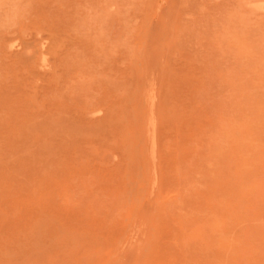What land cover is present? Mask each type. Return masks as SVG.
I'll use <instances>...</instances> for the list:
<instances>
[{
	"label": "rangeland",
	"instance_id": "obj_1",
	"mask_svg": "<svg viewBox=\"0 0 264 264\" xmlns=\"http://www.w3.org/2000/svg\"><path fill=\"white\" fill-rule=\"evenodd\" d=\"M0 52V264H264V0H0Z\"/></svg>",
	"mask_w": 264,
	"mask_h": 264
},
{
	"label": "bare ground",
	"instance_id": "obj_2",
	"mask_svg": "<svg viewBox=\"0 0 264 264\" xmlns=\"http://www.w3.org/2000/svg\"><path fill=\"white\" fill-rule=\"evenodd\" d=\"M255 1H256V0H255ZM248 2H249V0H248ZM257 2H258V1H257ZM57 36H58V35H57ZM51 39H52V38H51ZM10 40H11V39H10ZM22 40H23V39H22ZM3 42H4V41H3ZM10 42H11V41H10ZM36 43H37V42H36ZM53 43H54V42H53ZM59 43H60V42H59ZM6 44L9 45V44H8V41H7ZM37 45H38V44H37ZM9 46H10V45H9ZM24 46H25V45H24ZM26 46H27V45H26ZM5 47H6V49H7V46H5ZM35 47H36V46H35ZM22 49H23V48H22ZM31 49H32V48H31ZM33 49H34V48H33ZM8 50H9V49H8ZM38 50H40V48H39ZM38 50H37V51H38ZM9 51H10V50H9ZM22 51H23V50H22ZM33 51H34V50H33ZM41 51H42V50H41ZM23 52L26 53L25 51H23ZM23 52H22L21 55H23ZM34 52H35V51H34ZM34 52H33V55H34ZM0 53H1V52H0ZM7 53H8V52H7ZM10 53H11V52H10ZM13 54H15V53H13ZM27 54H28V53H27ZM39 54H40V53H39ZM39 54H38V55H39ZM7 55H8V54H7ZM25 55H26V54H25ZM25 55H23V56H25ZM29 55H30V54H29ZM44 55H45V54H44ZM2 56H3V55H2ZM11 56H12V55H11ZM17 56H18V55H17ZM27 56H28V55H27ZM35 56H36V55H35ZM3 57H4V56H3ZM15 57H16V55H15ZM19 57H20V56H19ZM29 57H30V56H29ZM41 57H42V56H41ZM5 58H6V56H5ZM32 58H33V57H32ZM37 58H38V57H37ZM42 58H43V57H42ZM45 58H46V57H45ZM17 59H18V58H17ZM23 59H24V58H23ZM27 60H29V58H28ZM31 60H32V59H31ZM31 60H30V61H31ZM44 60H45V59H44ZM18 61H19V60H18ZM30 61H29V63H28L29 65H30L31 62L33 63V61H31V62H30ZM16 62H17V61H16ZM25 62H26V61H25ZM39 63H40V61H39ZM41 63H42V60H41ZM26 64H27V62H26ZM45 64H46V62H45ZM18 65H19V62H18ZM22 65H24V62H23ZM37 65H38V63H37ZM32 66H33V65H32ZM43 66H44V65H43ZM25 67L28 68V66H26V65H25ZM35 67H36V66H35ZM17 68H18V67H17ZM17 68H16V69H17ZM29 68L31 69L32 67H29ZM29 68H28V71H29ZM38 68H39V67H38ZM5 69H6V68H5ZM22 69L24 70L23 67H22ZM17 70H18V69H17ZM31 70H32V69H31ZM40 70H41V69H40ZM26 71H27V69H26ZM22 72H23V71H22ZM32 72H33V70H32ZM18 73H19V72H18ZM24 73H25V72H24ZM29 73H31V72H29ZM33 73H34V72H33ZM31 75H32V74H30V77H31ZM22 76H23V75H22ZM25 76H26V74H25ZM25 76H24V77H25ZM21 81H22V80H21ZM260 92H261V90H260ZM4 95H5V94H4ZM11 95H12V94H11ZM12 101H13V99H12ZM257 107H258V106H257ZM260 109H261V107H260ZM260 128H262V127H260ZM260 132H263V131H260ZM263 133H264V132H263ZM219 138H220V137H219ZM152 140H153V139H152ZM222 142H223V141H222ZM217 144H218V143H217ZM183 150H184V149H183ZM183 171H184V170H183ZM186 190H187V189H186ZM232 190H233V188L231 189V191H232ZM183 191H184V190H183ZM229 191H230V190H229ZM184 192H185V191H184ZM232 192H233V191H232ZM181 193H182V192H181ZM184 194H185V193H183V195H184ZM234 194H235V193H234ZM178 197H179V195H178ZM178 197H177V198H178ZM165 200H166V199H165ZM176 202H177V201H176ZM184 202H186V200H184ZM179 204H181V203H179ZM179 206H180V205H179ZM179 206H178V207H179ZM182 206H183V205H182ZM180 208H181V207H180ZM187 208H188V207H187ZM211 223H212V222H211ZM197 225H200V226H201V223H200V224H197ZM197 225H196V226H197ZM197 227H198V226H197ZM202 227H203V226H202ZM204 227H205V226H204ZM207 229H208V228H207ZM196 230H197V229H196ZM170 232H171V231H170ZM195 232H196V231H195ZM169 234H170V233H169ZM169 236H170V235H169ZM170 237H171V236H170ZM164 238H165V237H164ZM187 238H188V237H187ZM213 238H214V237H213ZM214 239H215V238H214ZM228 240H230V239H228ZM228 240H227V241H228ZM174 242H175V241H174ZM188 242H192V241H188ZM218 242H219V241H218ZM228 242L230 243L231 241H228ZM210 243H211V242H210ZM212 243H213V242H212ZM212 243H211V244H212ZM239 243H240V242H239ZM171 244H172V243H171ZM186 244H187V243H186ZM240 244H241V243H240ZM220 245H222V244H220ZM189 246H190V245H189ZM235 246H236V245H235ZM241 246H242V245H241ZM241 246H240V248H242ZM257 246H258V245H257ZM173 247H177V246H173ZM212 247H213V246H212ZM212 247H211V248H212ZM221 247H222V246H221ZM218 248H219V246H218ZM223 248H224V247H223ZM231 248H232V247H231ZM231 248H230V249H231ZM258 248H259V246H258ZM182 249H183V248H182ZM220 249H221V248H220ZM224 249H225V248H224ZM227 249H228V248H227ZM236 249H237V248H236ZM236 249H235V250H236ZM238 249H239V248H238ZM187 250H188V249H187ZM214 250H215V249H214ZM221 250H222V249H221ZM233 251H234V250H233ZM237 251H238V250H237ZM239 251H240V250H239ZM239 251H238V252H239ZM205 252H206V251H205ZM207 252H208V251H207ZM225 252H227V250H226ZM234 252H235V251H234ZM171 253H172V251H171ZM178 253H179V250H178ZM228 253H229V252H228ZM230 253H231V252H230ZM214 254H215V253H214ZM221 254H222V253H221ZM221 254H220V255H221ZM231 254H232V253H231ZM220 255H219V258H220ZM226 255H227V253H226ZM229 255H230V254H229ZM204 256H205V254H204ZM206 256H207V255H206ZM227 256H228V255H227ZM243 256H244V255H243ZM222 257H223V256H222ZM239 258H241V257L239 256ZM184 259H186V258H184ZM224 259H226V258H224ZM249 259H250V258H249ZM249 259H248V260H249ZM237 260H238V259H237ZM239 260H240V259H239ZM241 260H242V259H241ZM261 260H262V259H261ZM226 261H227V260H226ZM184 262H186V260H184ZM256 262H257V261H256ZM165 263H167V262L165 261ZM225 263H226V262H225ZM254 263H255V262H254ZM254 263H252V264H254ZM261 263H262V262H261ZM167 264H168V263H167ZM177 264H178V263H177ZM179 264H180V263H179Z\"/></svg>",
	"mask_w": 264,
	"mask_h": 264
}]
</instances>
